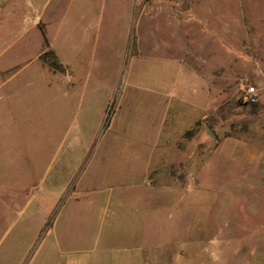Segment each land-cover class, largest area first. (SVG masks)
<instances>
[{"label":"rangeland","instance_id":"rangeland-1","mask_svg":"<svg viewBox=\"0 0 264 264\" xmlns=\"http://www.w3.org/2000/svg\"><path fill=\"white\" fill-rule=\"evenodd\" d=\"M51 40L81 98L25 88ZM42 243L264 264V0H0V264Z\"/></svg>","mask_w":264,"mask_h":264},{"label":"crops","instance_id":"crops-1","mask_svg":"<svg viewBox=\"0 0 264 264\" xmlns=\"http://www.w3.org/2000/svg\"><path fill=\"white\" fill-rule=\"evenodd\" d=\"M32 18L34 20H32ZM32 18L30 20H28L27 18L28 20L27 22L29 23V29H33L34 27L36 28L37 26L36 22H38L39 20V18H36L34 16H32ZM30 21L31 22L35 21V24L33 23L31 24ZM38 42L40 41L38 40ZM50 48L56 51L57 57L60 60V62L59 61L58 62L61 65V67L67 66L70 70H72V75L76 76V73L78 70L77 68L78 66L76 64H79V63H75L73 57H72V61L70 60L68 61L67 59L68 56L64 55V53H61V51L58 48H56L55 41L51 40ZM38 51L35 52L34 57L30 59V62L25 67L22 68V69L28 70L32 66L35 67L34 71L32 72L33 74H31L32 77L25 84V88H33L34 97H36L37 99L38 97H40V94L44 93L46 95L44 100L43 99L39 100V103H44V102L46 103H66V101H70L69 100L70 93L74 91L75 87L76 88L79 87L78 84H72L71 86L68 87L65 84V79H64L65 74L61 73L60 70L57 71V70L50 68L51 70H53V72H49L48 70L44 69V67L42 66L39 67L38 59L41 54H38ZM81 65L84 66L82 67V70L86 72L85 75H89L90 73L89 72L90 68H88L89 66H87V69H86L85 63ZM67 67L65 68L67 69ZM21 70H18L16 73L11 75L7 81L11 82L13 79H15V77L18 75V73L21 72ZM48 76L57 78L55 84L54 83L48 84L50 82ZM38 80L42 83L36 86V84L38 83ZM77 91L79 94V98H81L83 96L82 89L79 87V90ZM36 98H33V100H36ZM12 104H14L12 106L13 110L17 111L18 104L17 103H12ZM9 105H11V103H9ZM58 122L59 121L57 120V123ZM45 247L46 246L42 243V246L40 245L39 248L35 251L34 255L32 256L28 264H36L37 261L34 258H36L37 255L40 254L42 250H44L43 248ZM46 251H47V254L45 256V259L39 262L38 264H140V262L135 261L133 259H130V260L121 259V260L114 261L110 259L109 256L102 254L101 253L102 251L98 250L97 245H94L92 248L89 247V248L78 249V250H75V249L73 250L71 248L67 250H61L59 246L57 247L55 245H52V246H48L46 248Z\"/></svg>","mask_w":264,"mask_h":264},{"label":"trees","instance_id":"trees-1","mask_svg":"<svg viewBox=\"0 0 264 264\" xmlns=\"http://www.w3.org/2000/svg\"><path fill=\"white\" fill-rule=\"evenodd\" d=\"M41 59L46 62L49 68L54 69V70H61V65L59 64L58 60L56 57L51 53V52H45L42 56Z\"/></svg>","mask_w":264,"mask_h":264},{"label":"built area","instance_id":"built-area-1","mask_svg":"<svg viewBox=\"0 0 264 264\" xmlns=\"http://www.w3.org/2000/svg\"><path fill=\"white\" fill-rule=\"evenodd\" d=\"M246 95H247V101L249 103H255L257 94H256V91L253 87H250L247 89Z\"/></svg>","mask_w":264,"mask_h":264}]
</instances>
